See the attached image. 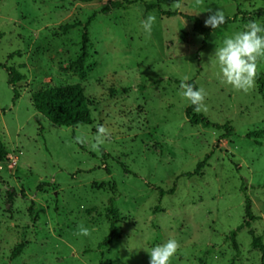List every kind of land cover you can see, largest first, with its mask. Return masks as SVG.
I'll return each mask as SVG.
<instances>
[{
	"label": "rangeland",
	"instance_id": "rangeland-1",
	"mask_svg": "<svg viewBox=\"0 0 264 264\" xmlns=\"http://www.w3.org/2000/svg\"><path fill=\"white\" fill-rule=\"evenodd\" d=\"M172 2L0 0V65L24 75L13 101L0 67V264H150L146 250L170 238L180 244L171 264H261L250 231L264 244V134L260 146L245 135L264 133V99L256 82L248 92L221 83L213 55L250 20L264 22V0H181L176 11ZM218 8L237 22L203 47L184 16L208 28ZM150 13L149 36L141 21ZM185 76L205 90L207 110L196 113L213 125L187 118ZM67 84L93 100L90 125L57 126L34 109L32 93ZM98 124L111 138L93 150ZM224 125L233 135L222 138ZM209 153L199 175L184 176ZM245 195L260 219L237 232V254L229 233Z\"/></svg>",
	"mask_w": 264,
	"mask_h": 264
},
{
	"label": "clouds",
	"instance_id": "clouds-1",
	"mask_svg": "<svg viewBox=\"0 0 264 264\" xmlns=\"http://www.w3.org/2000/svg\"><path fill=\"white\" fill-rule=\"evenodd\" d=\"M197 4L201 0H196ZM181 0H173L170 9L173 11L182 9ZM210 14L204 21L206 27L213 30L221 28L226 23V16L222 9L215 11L209 10ZM156 17L153 14L141 21V26L146 34L151 35L153 24ZM201 56L204 53L200 54ZM215 63L218 65V76L221 83L231 86L234 90L248 92L254 86L258 74V65L264 59V22L250 20L244 30L235 33L231 37L223 40L222 46H217L215 53ZM212 56V57H213ZM211 57V58H212ZM189 77L182 78L180 83V95L190 101L194 106V111H206L204 104L206 97L203 88H195L188 83ZM111 138L109 129L101 124L96 126V134L91 144L93 150H97ZM75 141L79 144H87L88 137L83 133L75 136ZM79 235H90L89 230L80 226ZM180 244L176 239H168L165 243L153 247L150 251L146 250L150 256V264H171V258L177 253Z\"/></svg>",
	"mask_w": 264,
	"mask_h": 264
},
{
	"label": "trees",
	"instance_id": "trees-1",
	"mask_svg": "<svg viewBox=\"0 0 264 264\" xmlns=\"http://www.w3.org/2000/svg\"><path fill=\"white\" fill-rule=\"evenodd\" d=\"M147 9L155 8L154 5H149L146 7ZM239 12V11H238ZM264 16V12H260ZM169 16H174L176 12H167ZM245 17V14H243ZM187 20L193 23V30L195 33H198L203 36V47L206 44V39L208 38L212 28H204L202 22L194 16H184ZM238 19V15H234L231 18H226V24L236 23ZM244 20V18H243ZM7 75V84L13 87V101L18 98V92L15 89V86L20 81L24 80V75L18 72L15 68L12 67H3ZM197 88L194 81H189ZM256 84L260 87L259 94L264 99V76L257 75ZM143 89V88H141ZM113 94V90L110 91V95ZM32 104L34 109L44 116L49 122L61 127L73 128L80 125H90L92 123V111L91 108L93 106V100L88 97L84 89L79 84H67L61 86H50L46 88H42L31 95ZM186 116L191 122L195 123H204L207 126L213 125L209 121H207L202 115H199L194 111V106L191 105L186 109ZM219 128V126H216ZM223 128L226 130V134L222 136V138H227L233 135V131L224 125ZM262 130H257L253 132H249L245 135L247 139H252L256 145L260 146L261 143L259 139L263 136ZM212 153H209L205 156V158L196 164L195 169L192 172L185 173V177H193L200 174V170L204 168L207 164V161L210 159ZM7 159V151L0 140V162H3ZM123 169L126 168L123 166ZM159 195L162 197L164 195H172L174 190L173 188L164 191L162 189L158 190ZM260 219L255 216L252 212L251 200L245 195L244 202V219L242 223L233 231L229 233V239L231 240L235 251L238 254V247L235 241V237L238 231L243 228H249L251 222ZM252 236L251 245L253 248L260 251L262 254L261 264H264V244L262 242V236H256L250 231ZM24 247V243H20L12 252V257L18 256ZM212 254V250H208L205 252L204 257L202 258V262L205 263V258Z\"/></svg>",
	"mask_w": 264,
	"mask_h": 264
}]
</instances>
